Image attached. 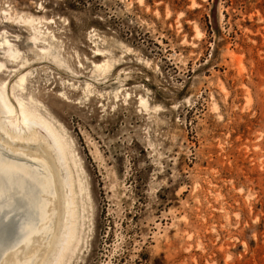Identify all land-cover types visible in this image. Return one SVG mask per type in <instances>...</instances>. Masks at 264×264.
Masks as SVG:
<instances>
[{"label": "rangeland", "instance_id": "374dc122", "mask_svg": "<svg viewBox=\"0 0 264 264\" xmlns=\"http://www.w3.org/2000/svg\"><path fill=\"white\" fill-rule=\"evenodd\" d=\"M3 37L81 181L64 264H264V0H0Z\"/></svg>", "mask_w": 264, "mask_h": 264}, {"label": "bare ground", "instance_id": "6f19581e", "mask_svg": "<svg viewBox=\"0 0 264 264\" xmlns=\"http://www.w3.org/2000/svg\"><path fill=\"white\" fill-rule=\"evenodd\" d=\"M14 46L7 38L0 41L2 56L15 63L20 57ZM28 61L21 58L9 75ZM26 82L27 73L20 74L9 92V81H0V264H34L35 249L46 244L36 264H64L79 241L81 181L72 173L70 145L53 116L31 94L25 96Z\"/></svg>", "mask_w": 264, "mask_h": 264}]
</instances>
